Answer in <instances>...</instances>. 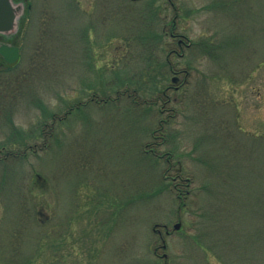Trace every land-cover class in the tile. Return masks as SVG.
<instances>
[{"label":"rangeland","instance_id":"1","mask_svg":"<svg viewBox=\"0 0 264 264\" xmlns=\"http://www.w3.org/2000/svg\"><path fill=\"white\" fill-rule=\"evenodd\" d=\"M215 1L29 0L0 264H264V0Z\"/></svg>","mask_w":264,"mask_h":264},{"label":"flooded vegetation","instance_id":"2","mask_svg":"<svg viewBox=\"0 0 264 264\" xmlns=\"http://www.w3.org/2000/svg\"><path fill=\"white\" fill-rule=\"evenodd\" d=\"M169 2H171V0H167ZM218 0H216L215 2H217ZM18 2V1H16ZM11 19V21H10ZM20 19V18H19ZM19 19H15V17L12 15H5V24L11 23L12 28L9 31L6 32H0V47L4 46V45H13V46H18L19 50H20V45H19V37L20 34L19 32ZM16 24V25H15ZM165 27V34H167V36L170 37V42L167 43L165 46L169 48V50H167V57L168 59H170L171 56H176L178 55L179 57L182 58V56L184 55V52L182 51V48H189L191 46V43L188 41V38H186L183 34H177L175 32V26L172 25H168V24H164ZM174 46H176L174 48ZM19 61H15V62H7L5 61L2 56L0 55V70H10L12 68H14L16 65H18ZM170 72L174 73V76L172 77V85H169L166 87V90L169 89H178V74H184L187 75L188 71L186 69H182V70H176L175 68H173V65L170 64ZM174 179V178H173ZM178 179V178H177ZM179 184H176V190L178 192L181 191L180 186H178ZM161 227H163L165 229V233L166 234H170V231L168 230L166 225H161ZM154 231H156L158 234H160V229L159 228H155ZM163 246V245H162ZM157 248L155 249V252ZM163 255V254H162Z\"/></svg>","mask_w":264,"mask_h":264},{"label":"water","instance_id":"3","mask_svg":"<svg viewBox=\"0 0 264 264\" xmlns=\"http://www.w3.org/2000/svg\"><path fill=\"white\" fill-rule=\"evenodd\" d=\"M17 8L13 7L12 0H0V32H6L11 29V23L5 24V15H15ZM11 21V19H10ZM19 48L13 45H4L0 47V55L7 62H15L19 59ZM180 223L174 224V228L178 229Z\"/></svg>","mask_w":264,"mask_h":264},{"label":"trees","instance_id":"4","mask_svg":"<svg viewBox=\"0 0 264 264\" xmlns=\"http://www.w3.org/2000/svg\"><path fill=\"white\" fill-rule=\"evenodd\" d=\"M23 1V0H22ZM29 8H30V2H25L24 3V14L22 15L20 22H19V32L21 33L26 21V18L28 16V12H29Z\"/></svg>","mask_w":264,"mask_h":264}]
</instances>
